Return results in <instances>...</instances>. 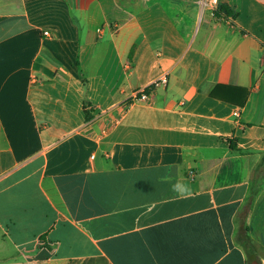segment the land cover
<instances>
[{"label":"crops","instance_id":"crops-1","mask_svg":"<svg viewBox=\"0 0 264 264\" xmlns=\"http://www.w3.org/2000/svg\"><path fill=\"white\" fill-rule=\"evenodd\" d=\"M207 1L0 0V264H251L257 172L264 264V0Z\"/></svg>","mask_w":264,"mask_h":264},{"label":"trees","instance_id":"trees-1","mask_svg":"<svg viewBox=\"0 0 264 264\" xmlns=\"http://www.w3.org/2000/svg\"><path fill=\"white\" fill-rule=\"evenodd\" d=\"M215 16L218 17V13L216 12L215 13ZM220 89V88H218ZM218 89H216L212 96L214 98H218L219 95H218ZM238 91H240V93H242L243 95V99L241 102L237 103V105L242 108L244 107L245 103H246V99H247V91L246 90H242V89H237ZM149 92V91H148ZM85 113H86V120L87 121H90L92 119V116L91 114L89 113V111L87 109H85ZM261 177L260 176V173L257 172L254 180H253V183H252V187H251V192H250V196L248 198V201L246 202L245 204V207L242 211V214H241V223H242V231L238 237V243L239 245L243 248V250L245 251L247 257H248V260H250L251 257L253 256H256V251L253 247V244L251 242V240L249 239L248 237V229H247V226H246V219H247V216H248V213H249V209L254 201V198L255 196L258 194L259 190H260V184H261ZM257 257V256H256Z\"/></svg>","mask_w":264,"mask_h":264},{"label":"built area","instance_id":"built-area-1","mask_svg":"<svg viewBox=\"0 0 264 264\" xmlns=\"http://www.w3.org/2000/svg\"><path fill=\"white\" fill-rule=\"evenodd\" d=\"M204 4L209 7L212 16L216 17L215 13L217 11L218 0H208ZM44 35L46 37H50V34L48 32H45ZM163 83H165V80H160V81H157L156 83H154L152 86L153 87H157V86H159L160 84H163ZM148 91L149 90H145V91H142V92L138 93L137 96L135 97L136 100H138V101H148L149 98H150V94H149ZM233 116L239 117L240 116V110H238V109L235 110ZM92 158H94V156ZM190 178L194 179V174L193 173L190 174Z\"/></svg>","mask_w":264,"mask_h":264},{"label":"clouds","instance_id":"clouds-1","mask_svg":"<svg viewBox=\"0 0 264 264\" xmlns=\"http://www.w3.org/2000/svg\"><path fill=\"white\" fill-rule=\"evenodd\" d=\"M173 191L178 192L179 194L183 195L189 189L186 185L177 182L175 185L172 186Z\"/></svg>","mask_w":264,"mask_h":264},{"label":"water","instance_id":"water-1","mask_svg":"<svg viewBox=\"0 0 264 264\" xmlns=\"http://www.w3.org/2000/svg\"><path fill=\"white\" fill-rule=\"evenodd\" d=\"M250 262H251V264H259V261H258L257 257H255V256L251 257Z\"/></svg>","mask_w":264,"mask_h":264}]
</instances>
